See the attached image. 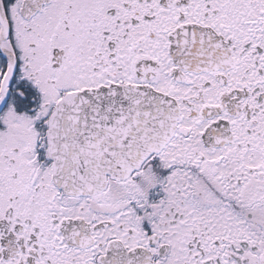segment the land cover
<instances>
[{
    "label": "snow or ice",
    "instance_id": "6c2138e0",
    "mask_svg": "<svg viewBox=\"0 0 264 264\" xmlns=\"http://www.w3.org/2000/svg\"><path fill=\"white\" fill-rule=\"evenodd\" d=\"M0 264H264V0H0Z\"/></svg>",
    "mask_w": 264,
    "mask_h": 264
}]
</instances>
